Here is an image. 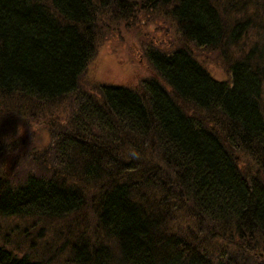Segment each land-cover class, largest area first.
<instances>
[{"label":"trees","instance_id":"1","mask_svg":"<svg viewBox=\"0 0 264 264\" xmlns=\"http://www.w3.org/2000/svg\"><path fill=\"white\" fill-rule=\"evenodd\" d=\"M134 10L166 15L195 48L242 44L229 78L180 44L144 52L155 77L140 91L79 94L97 34L121 36ZM263 12L264 0H0V160L21 103L76 105L49 148L31 151L40 172H0V264H257L264 177L242 169L264 171V47L243 41L253 27L264 34Z\"/></svg>","mask_w":264,"mask_h":264},{"label":"rangeland","instance_id":"2","mask_svg":"<svg viewBox=\"0 0 264 264\" xmlns=\"http://www.w3.org/2000/svg\"><path fill=\"white\" fill-rule=\"evenodd\" d=\"M245 4L246 7L248 5L247 10L250 11L252 9L249 5L252 4L251 1H247ZM225 5L228 6V4ZM231 7V12L237 9L233 5ZM249 11L248 13H250ZM134 12L136 11H133V15L128 20L119 22L117 27L114 26L121 32V36L107 40L97 32L95 53L79 79V94L97 98L99 86L106 83L127 86L140 91L141 84L145 80L152 76L155 77L144 57V52L149 48L155 50V48L161 49L162 47L171 51L178 48L180 44L192 49L195 58L201 61L216 79L227 80L229 78L227 67L240 57L239 46L242 44L230 46L224 55L217 50L208 51L199 47L195 48L194 45L182 39L166 15L148 12L134 14ZM250 15L252 14L250 13ZM261 18L264 20V12ZM243 42H247V45L258 42V49H262L264 34L257 27H253L248 33V38H245ZM9 108L10 104L0 103V120ZM16 112V114L8 116L7 128H9L10 134L9 137L3 138L5 141L3 148L7 155L0 160V168H2L0 172H5L6 176L14 182H18L25 175L41 171L38 166L33 164L38 160L31 161L30 153L34 149L49 148L48 145L55 131L65 127L70 117L76 112L75 96L67 97L62 102L53 105L25 101L21 103L20 109ZM0 125L3 124L0 123ZM11 130L15 132V138L12 137ZM145 145L147 143L144 141V149L141 152L147 159L149 152L145 149ZM235 156L237 159L239 158L238 155ZM242 170L250 175L260 172L264 177V171L258 169L252 162L247 163L245 169ZM177 219H179L177 224L180 223L183 228L186 225L194 226L192 218L184 220L182 213L177 214L174 220ZM18 225L21 227L22 223ZM172 225L175 226L176 223ZM50 230L49 227L42 229L41 236L48 238ZM5 231L8 232V240H18L21 237L17 231L12 232L9 228H6ZM259 242L263 243V241ZM256 262L257 264L264 263V253L259 254Z\"/></svg>","mask_w":264,"mask_h":264}]
</instances>
